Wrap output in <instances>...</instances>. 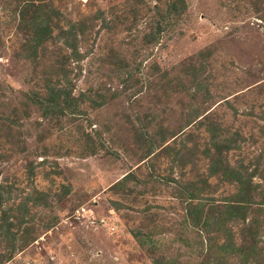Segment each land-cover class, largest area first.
<instances>
[{
	"label": "rangeland",
	"instance_id": "374dc122",
	"mask_svg": "<svg viewBox=\"0 0 264 264\" xmlns=\"http://www.w3.org/2000/svg\"><path fill=\"white\" fill-rule=\"evenodd\" d=\"M31 3L53 31L34 62L19 26ZM73 28L81 56L61 72ZM67 85L76 110L46 117L30 101ZM216 161L258 185L246 223L224 228L249 245L258 227L264 263V0H0V184L15 223L5 238L0 210V255L14 249L0 264H154L137 232L186 262L180 239L199 232L179 183L207 178L195 204L215 218L239 191L209 177Z\"/></svg>",
	"mask_w": 264,
	"mask_h": 264
},
{
	"label": "trees",
	"instance_id": "16d2710c",
	"mask_svg": "<svg viewBox=\"0 0 264 264\" xmlns=\"http://www.w3.org/2000/svg\"><path fill=\"white\" fill-rule=\"evenodd\" d=\"M31 7L35 9L33 11L34 14L32 17H30L29 15ZM27 8L28 9L23 8L19 14V26L22 30L33 32V40L29 39V37L27 40V43L30 49L32 50L29 52L27 59L34 62L37 61L39 56L37 50H39V47L42 46L46 41L52 38L53 31L52 27L50 26V23H43L39 21L41 14H37V11L40 13V10H42L40 9V7H36L34 3H31V5H28ZM27 15H29V17H27ZM49 18H51V15H49L48 19ZM79 30H81V33L84 32L81 28ZM64 34L66 36L65 45L70 49L72 48V55L66 56L65 61L60 63L59 71L61 72L65 71L68 61H70L72 58L79 59L81 56L79 55L80 53L77 48L76 29H69V31ZM68 74L69 72L63 77L67 79ZM68 88H70L68 85L66 87L60 88L53 87L49 90V94L46 98H42L38 94V96H35V99H29L33 104L39 107L43 116L52 117L55 115H60L68 109H72L73 111L78 108V100L72 98V92ZM171 149V146H166L164 148L165 151H170ZM210 169L211 172L209 174V177H213L215 175L223 173L225 179L232 178L238 181L239 191L234 198H231L227 202L225 210L219 211L220 216L218 218H215V216H205L207 213H205V205L203 203L195 204V200L199 201L200 194L202 192H205V188L209 185L207 178L198 182H189L186 184L179 183L180 190L185 192L188 195V198L191 200V203L188 205V216L191 219L190 234H194L198 231L199 233L197 234V237L199 238L188 236V238L185 237L187 240L180 239L188 245L191 250V254L195 257L186 262H177L176 264H227V261L237 262L234 264H264L261 256L262 253L258 250V242L255 241L257 239V236L260 234L258 227L255 228L252 226L248 228V231L245 235L249 236L252 240H254V242L249 245H237L234 242L232 232L224 228V225L228 222H243L245 224L249 216L251 215L250 211L252 209V205L256 204L253 198V193L258 188V185H254L252 182L253 176L250 175V178H246L242 175L239 170L221 171L219 168L218 161H216V165L213 164ZM117 186L123 187V183H119ZM4 193V186L0 184V210H2V218H4V221L7 224V227L1 230V234L5 238H8V235L13 236L12 229L15 226V223L9 220L11 218L9 217V209L3 208L5 202L7 201ZM261 204L264 205V199L263 203ZM19 209H21V207H19ZM27 213H29V210L25 208L21 216H23L24 218ZM24 223L25 220L23 219L20 222L19 226H22ZM186 224H188V222H186ZM200 228H202V230L206 232L207 238L203 237L202 234L205 233L199 230ZM32 231L33 229L28 227L25 230V234H27L29 237V234H32ZM134 234L139 244L143 248H145V250L150 254V256H155L153 258L154 264H174L165 262L164 256H158V244L153 241V237L142 236V233L140 232ZM222 236H225V238L223 239ZM147 239H149L152 243L149 248L146 247L148 245L146 243ZM222 239H227V241H224V243H220ZM9 241L11 243L15 242L14 239H9ZM13 252L14 249L12 248L10 251L7 252V255L1 254L0 263L10 261L13 256Z\"/></svg>",
	"mask_w": 264,
	"mask_h": 264
}]
</instances>
